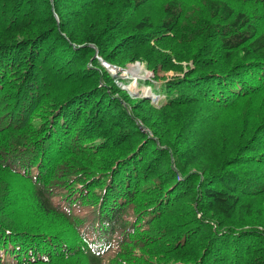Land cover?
<instances>
[{"label": "trees", "instance_id": "obj_1", "mask_svg": "<svg viewBox=\"0 0 264 264\" xmlns=\"http://www.w3.org/2000/svg\"><path fill=\"white\" fill-rule=\"evenodd\" d=\"M0 264H264V0H0Z\"/></svg>", "mask_w": 264, "mask_h": 264}, {"label": "rangeland", "instance_id": "obj_2", "mask_svg": "<svg viewBox=\"0 0 264 264\" xmlns=\"http://www.w3.org/2000/svg\"><path fill=\"white\" fill-rule=\"evenodd\" d=\"M94 57L114 76H120L126 80L124 83L119 80L118 83L127 89L133 97H150L155 104H158L164 96L152 90L151 85L144 82V80L156 79L155 75L157 73L161 77H171L175 74L173 70L162 71L161 63L158 62V59L151 57L148 53H143L141 60L129 62L125 67L119 65L110 66L98 54H95ZM155 82L161 83L162 79H157Z\"/></svg>", "mask_w": 264, "mask_h": 264}, {"label": "water", "instance_id": "obj_3", "mask_svg": "<svg viewBox=\"0 0 264 264\" xmlns=\"http://www.w3.org/2000/svg\"><path fill=\"white\" fill-rule=\"evenodd\" d=\"M107 64L111 66V64H109V63H107Z\"/></svg>", "mask_w": 264, "mask_h": 264}, {"label": "bare ground", "instance_id": "obj_4", "mask_svg": "<svg viewBox=\"0 0 264 264\" xmlns=\"http://www.w3.org/2000/svg\"><path fill=\"white\" fill-rule=\"evenodd\" d=\"M133 68V67H132Z\"/></svg>", "mask_w": 264, "mask_h": 264}]
</instances>
